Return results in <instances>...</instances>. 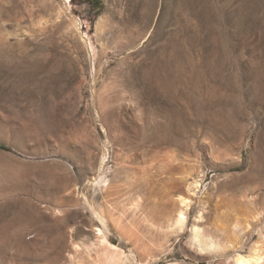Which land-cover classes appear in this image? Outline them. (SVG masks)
Instances as JSON below:
<instances>
[{
    "label": "rangeland",
    "instance_id": "374dc122",
    "mask_svg": "<svg viewBox=\"0 0 264 264\" xmlns=\"http://www.w3.org/2000/svg\"><path fill=\"white\" fill-rule=\"evenodd\" d=\"M68 2L0 0V264H105L93 211L127 264L264 250V0Z\"/></svg>",
    "mask_w": 264,
    "mask_h": 264
},
{
    "label": "bare ground",
    "instance_id": "6f19581e",
    "mask_svg": "<svg viewBox=\"0 0 264 264\" xmlns=\"http://www.w3.org/2000/svg\"><path fill=\"white\" fill-rule=\"evenodd\" d=\"M68 1L69 0H65V3L68 4L69 3ZM101 158L102 159H101L100 165L103 166V163L105 161L104 160L105 156H103ZM99 181L102 183L103 179L100 178V180H98V182ZM188 182H187V184H188L187 185V193H189L191 195H195L198 192V190H199L198 188L200 185L199 174L197 173L196 176L194 178H192L191 181H188ZM188 195L187 196L176 195L177 197L174 199L175 203L173 204V208L171 210V215L166 222V226H165L166 233L178 235L184 231L186 224L188 222L187 221L188 220L187 211L190 207V202H191V198H189ZM131 207L133 209L132 211L136 210V208H137L136 204L135 205L133 204V206H131ZM93 214L97 218V221L99 222V225H100L99 229L96 230V232L98 233L97 234V244L103 252V253H101V254H103L102 257L98 256V258H100L99 261L101 262L104 259L105 264H127V261L122 258L123 253L121 251H119L116 247L112 246L108 242V238H109L110 234L116 235L120 231L116 232L113 229H109L108 225L105 221L106 219H104V217L102 216L103 214L101 215L100 213H97L96 211H93ZM200 218H201L200 214L196 216L197 220H200ZM189 229H190L189 230V245L196 252L206 251L209 248H213V246L215 249V245L213 244V242L210 241L208 244L203 242V239H202L203 236H202V233H201V230L199 229V227H197L195 225H191V227ZM115 230H116V228H115ZM123 232H121L122 234H120V237H119L120 240L124 239L125 233L123 235ZM261 233L264 234V232H261ZM263 234H260V235L263 236ZM129 235H130V232H129ZM126 238L127 237H125V239ZM130 238H132V237H129V240H130ZM263 239L264 238H260L261 244L262 243L264 244ZM262 246H264V245H262ZM76 248H75V250H76ZM95 252H97V249ZM101 258H103V259L101 260ZM93 260H95V259H93ZM96 262H98V261L96 260ZM263 263H264V250L262 247H258V246L257 247L255 246L251 251L247 252V254H244V255L235 254L232 258V261H231V264H263Z\"/></svg>",
    "mask_w": 264,
    "mask_h": 264
}]
</instances>
